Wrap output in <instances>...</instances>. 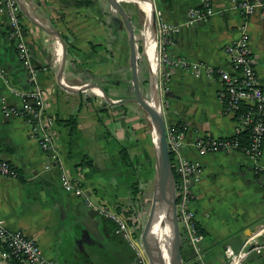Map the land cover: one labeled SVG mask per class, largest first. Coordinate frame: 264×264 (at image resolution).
Returning <instances> with one entry per match:
<instances>
[{"label": "crops", "instance_id": "1", "mask_svg": "<svg viewBox=\"0 0 264 264\" xmlns=\"http://www.w3.org/2000/svg\"><path fill=\"white\" fill-rule=\"evenodd\" d=\"M24 1L35 17L64 37V77L69 85L95 82L114 99L134 96L133 85L125 84L132 78L128 32L109 0ZM120 2L127 10L124 0ZM212 2L215 13L211 18L188 24V10L202 6V0H155L167 21L181 25V32L168 42L169 50L176 56L233 72L225 47L246 37L264 87V14L257 11L245 17L233 0ZM20 11L32 61L38 68L48 67L40 70L37 82L50 91L48 111L56 117L55 148L67 172L91 190L97 203L134 209L140 238L142 205L153 173V140L145 133L148 121L136 103L111 104L92 89L69 91L62 87L57 79L61 46ZM11 29L8 15L0 12V158L13 163L20 174L17 178L0 177V219L7 229H22L36 238L45 258L53 264H138L131 245L115 233L113 223L99 215L93 217L84 200L65 189L61 168L30 135L28 121L21 115L7 117L3 113L4 101L21 105L12 88L30 92L36 86L18 57V39ZM137 56L142 74L143 56ZM109 82L116 84L110 88ZM123 84L126 94L113 95ZM168 85L166 122L188 126L184 153L204 166L203 180L194 185L192 201L203 231L201 247L207 261L225 264L226 245L240 248L264 221V173H255V161L240 150L205 155L198 152V137H230L239 129L236 115L225 111L219 78H197L177 68ZM72 116L77 117L75 131L69 121ZM124 154L129 163L124 161ZM134 184L140 190L137 194L133 193ZM179 226L186 241L183 250L192 259L193 251ZM0 264H4L1 258ZM245 264H264V257L253 254Z\"/></svg>", "mask_w": 264, "mask_h": 264}, {"label": "built area", "instance_id": "2", "mask_svg": "<svg viewBox=\"0 0 264 264\" xmlns=\"http://www.w3.org/2000/svg\"><path fill=\"white\" fill-rule=\"evenodd\" d=\"M202 1V6L191 7L188 10V24L207 21L214 15L215 9L212 0ZM233 1L245 17L257 11L264 14V0ZM0 12H5L8 15L12 27L11 33L18 39L16 45L18 57L26 67L29 79L36 84L30 92L12 88V92L21 100V105H9L4 101L3 113L7 117L21 115L28 121L31 127L30 135L39 142L44 151L50 153L54 164L61 168L62 184L65 189L80 196L86 206L96 210L99 216L112 220L116 225L115 233L129 242L137 256L138 264H148L147 256L140 244L137 228L130 225L128 219L117 209L97 203L91 190L82 182L72 179L67 172L64 160L55 148L53 128L56 117L48 111L50 91L40 87L37 82L40 70H47L48 67L38 68L32 61L30 45L22 32L23 25L17 0H0ZM156 23L159 91L165 114L166 109L170 106L168 83L175 69L188 70L197 78H219L224 88L222 94L226 100L225 111L236 115L240 121L239 129L234 136L230 137L210 135L198 137L195 141L198 152L200 155H205L240 150L255 161V173H264V162H262L264 155V87L258 76L248 39L240 38L225 47V52L235 69L231 72L204 61H193L174 55L168 48V42L181 32V25L167 21L157 7ZM187 130L188 126L185 123L170 124L166 122L167 142L174 173L177 175L178 220L193 251V258L184 260V264H213L205 259L201 247L203 234L200 231L197 213L192 207V201L195 198L193 187L203 180L204 166L200 161L189 159L184 153L187 144ZM243 130H247L249 134L246 144L239 137V133ZM19 175V170L13 163L0 158V177L17 178ZM260 237H264V221L259 230L249 236L240 248L235 249L230 244L226 245L225 264H245L253 254L264 257V239H260ZM0 258L4 264H14L15 260L21 261L22 264H53L45 258L42 247L36 238L29 236L22 229L14 231L7 229L3 219H0Z\"/></svg>", "mask_w": 264, "mask_h": 264}, {"label": "water", "instance_id": "3", "mask_svg": "<svg viewBox=\"0 0 264 264\" xmlns=\"http://www.w3.org/2000/svg\"><path fill=\"white\" fill-rule=\"evenodd\" d=\"M113 6L119 11L122 16V20L126 26L130 53H131V66H132V77H133V89L135 95L132 97H125L120 99L112 98L105 88L95 82H86L78 86H71L65 81L64 70L67 60V44L61 33L40 21L35 15L29 11L24 0H17L19 9L29 17V19L37 26L48 32L55 41L62 48V55L60 58V63L58 67L57 79L59 84L69 91H81L86 89H92L97 92L103 99L111 104H120L125 102H136L140 104L144 109H146L149 120L152 124L153 130L157 133V138L155 137L153 131V143L155 148V181H154V196L152 204L150 207L148 219L144 225L143 231L140 237V244L142 245L145 254L148 259V264H161V247L160 242L157 239L155 233H153V223L156 217V212L158 206L163 207L164 203L168 204V220L171 223L172 228V251L170 264H184V253H183V238L181 229L179 226L178 212H177V200H176V178L173 168L172 157L170 154L167 134H166V118L165 112L162 106L160 91H159V58L156 70L152 69L151 61L145 52L148 66H149V79L147 87L142 88L139 81V56L138 52V40L136 37L135 26L129 13L124 8L120 0H109ZM126 2V1H124ZM155 5V4H154ZM152 21L156 33L157 40V51H158V37H157V23H156V5L155 9L152 11ZM23 36H27L28 32L26 29H22ZM143 34V33H142ZM144 42V38H143ZM145 50V45H144ZM146 86V85H145ZM148 89V94L145 95V90ZM91 215L93 217L98 216L96 210L91 209ZM109 220L108 218H106Z\"/></svg>", "mask_w": 264, "mask_h": 264}, {"label": "rangeland", "instance_id": "4", "mask_svg": "<svg viewBox=\"0 0 264 264\" xmlns=\"http://www.w3.org/2000/svg\"><path fill=\"white\" fill-rule=\"evenodd\" d=\"M154 4L156 5L155 3V0H153ZM125 6L127 8V12L129 13V16L133 19L136 20V27H137V32H136V37H137V40H138V47L140 44L143 45V72L141 74V72L138 73L139 75V81H140V84H141V87L142 88H145L147 86L143 85L142 84V80L145 76H147V78L149 79V72H148V61H147V58H146V55H145V50H144V42H143V30H144V27L146 25V13L142 10L141 6L139 5V3H136L135 0H132V2H128L126 1L125 2ZM139 51V50H138ZM140 67V66H139ZM141 76V77H140ZM127 83H125L126 85H133V77L129 80L126 81ZM110 84V88H113L114 85L116 84L115 82H109ZM125 85H121V88L118 90V91H115V93H113V95H125L126 94V91H125ZM147 91H145V94H148V89H146ZM97 93V92H96ZM135 95V94H134ZM132 103H136V102H126L125 104H132ZM138 105L139 110L141 111L142 113V116L144 117L145 121L149 124H147V128L148 130L145 131V133L147 135H150L152 140H153V128H152V124L149 120V116H148V113L146 111V109H144L140 104L136 103ZM131 107V106H130ZM147 137V136H146ZM152 148H150V160H151V165H152V171L153 173L150 174L149 178L150 180L148 181V184L147 185V189L148 191L146 192L145 194V201L143 202V205H142V211H143V219H142V223L140 224L142 226V229L144 227V224L146 223L147 221V218H148V215H149V211H150V207H151V204H152V200H153V196H154V176H155V162H156V156H155V148H154V143L152 141ZM154 175V176H153ZM101 217V216H99ZM163 246L164 248L166 249V253L168 256H170V248H169V243L168 241L166 240V238L163 240ZM95 259V257L93 256V260ZM105 264H111L112 262H104Z\"/></svg>", "mask_w": 264, "mask_h": 264}, {"label": "bare ground", "instance_id": "5", "mask_svg": "<svg viewBox=\"0 0 264 264\" xmlns=\"http://www.w3.org/2000/svg\"><path fill=\"white\" fill-rule=\"evenodd\" d=\"M125 1V0H124ZM139 3L142 10L146 13V25L143 30V38L145 44V51L151 61L152 69L155 71L158 65V51H157V40L156 33L152 21V11L155 9L153 0H135ZM154 134L157 138L155 130ZM153 233L156 234L157 239L160 242L161 247V264H170L171 255L168 256L166 249L163 246V240L169 243L170 254L172 251V228L171 223L168 220V204L165 202L163 207L158 206L156 217L152 228ZM160 264V263H159Z\"/></svg>", "mask_w": 264, "mask_h": 264}, {"label": "trees", "instance_id": "6", "mask_svg": "<svg viewBox=\"0 0 264 264\" xmlns=\"http://www.w3.org/2000/svg\"><path fill=\"white\" fill-rule=\"evenodd\" d=\"M128 2H132V0H127ZM20 14H22L21 13V11H20ZM133 23H134V26H135V32H137V27H136V21H135V19H133ZM139 44V43H138ZM138 50H139V53H140V55H142L143 53V45L142 44H140L139 45V48H138ZM143 56V55H142ZM147 83H148V78H147V76H145L144 78H143V80H142V84L143 85H147ZM107 92H108V90L107 89H105ZM169 94V93H168ZM69 121H70V124H71V126H72V131H75L76 130V128H77V117L76 116H72L70 119H69ZM248 136H249V134H248V131L247 130H243V131H241L240 133H239V137H240V139L242 140V142L243 143H247V141H248ZM123 159H124V161L125 162H127V163H129V157L126 155V154H124L123 155ZM175 177H176V179H177V175L175 174ZM140 192V190L139 189H137V187H136V185L134 184V186H133V193L134 194H137V193H139ZM117 210L119 211V212H121L127 219H128V222H129V224L130 225H132V226H136V222H135V220H134V218L133 217H135V210L134 209H130V210H122L120 207L119 208H117ZM136 218V217H135ZM109 221L110 222H112L113 223V227H114V229H115V227H116V225H115V223L112 221V220H110L109 219ZM141 229V227H139V230ZM200 231L201 232H203L202 231V229H200ZM182 236H183V243L184 244H186L185 242V238H184V234L182 233ZM184 259L186 260V259H188L187 258V256L186 255H184ZM15 263L14 264H22L21 263V261H19V260H15L14 261Z\"/></svg>", "mask_w": 264, "mask_h": 264}, {"label": "flooded vegetation", "instance_id": "7", "mask_svg": "<svg viewBox=\"0 0 264 264\" xmlns=\"http://www.w3.org/2000/svg\"><path fill=\"white\" fill-rule=\"evenodd\" d=\"M125 1H127V0H125ZM134 90V89H133ZM145 91H147V90H145ZM135 93V92H134ZM145 95H147V94H145ZM186 247V244L184 245V248ZM183 253H184V255H185V252H184V250H183ZM135 254V253H134ZM135 257H136V259H137V256H136V254H135Z\"/></svg>", "mask_w": 264, "mask_h": 264}]
</instances>
